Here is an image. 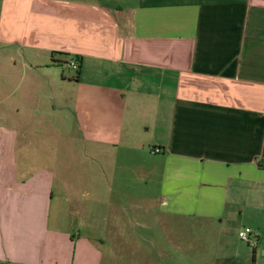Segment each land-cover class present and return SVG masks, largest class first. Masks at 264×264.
<instances>
[{
	"label": "crops",
	"instance_id": "1",
	"mask_svg": "<svg viewBox=\"0 0 264 264\" xmlns=\"http://www.w3.org/2000/svg\"><path fill=\"white\" fill-rule=\"evenodd\" d=\"M13 1L41 88H0V264H207L141 243L194 220L250 228L230 264H264V0Z\"/></svg>",
	"mask_w": 264,
	"mask_h": 264
},
{
	"label": "rangeland",
	"instance_id": "2",
	"mask_svg": "<svg viewBox=\"0 0 264 264\" xmlns=\"http://www.w3.org/2000/svg\"><path fill=\"white\" fill-rule=\"evenodd\" d=\"M17 2V0H14L11 3L17 5ZM4 3V0H0V88L6 91H15L14 99H10V101L7 103L9 108L14 106L22 109L23 105L25 104L22 103L23 98L19 97V90L23 91L20 84L22 82L27 83V86L24 88L32 89L31 96L35 97L37 95V91L41 88V47L38 46L41 44V34H39L37 30H32L29 32L28 28L26 27L12 25L11 23L13 22V16L21 20L24 19V11H16L15 7L7 8ZM18 7H20V5H18ZM12 13L13 16H11ZM71 61L72 59L68 60V62H65L64 64L70 63ZM57 71L61 74H65V77L69 78L76 77L78 72L77 70L71 69L70 67H65V65L60 67V69L58 68ZM16 74L19 75L17 76ZM15 77L18 80L13 79ZM26 77L28 79H26ZM21 79L24 81L21 82ZM63 93V91H59L57 94V96H59L57 99L58 106L61 108L68 106L69 102V91H67L64 96L60 95ZM0 105V108L2 106L6 107V100H0ZM27 105H29V109L32 110L31 104L29 103ZM49 119L52 122L64 123L67 126L70 125L69 116H61L59 118L55 116ZM39 122L41 123V119ZM54 124L56 125V123ZM28 152L35 153V151L30 152L29 150ZM88 167L93 169H101V161H90ZM237 225L238 223L235 224V228H238ZM231 230L233 231V226L228 223V221H225L224 225L220 229V227L216 224L214 225V223H203L194 220L184 225H176L174 231L172 232V243L169 241L166 242L167 240H163V238L159 239L157 242L144 241L141 243H143V245H152V248H173V251L175 252L178 249H187L190 251L197 249L203 250L206 248L204 252V260L207 264H213V250L216 247H219L227 250L223 251L225 252V257H220L217 259H222L224 262L230 264L231 261L235 260V258L232 256V253L236 247H238L239 236L238 232L232 233ZM224 236L227 239L224 238ZM220 238H223L229 242L228 247H220L219 244L216 246V243H218V239ZM241 243L243 246L253 248L246 242L242 241ZM175 252L173 259H181L177 256V254H175Z\"/></svg>",
	"mask_w": 264,
	"mask_h": 264
},
{
	"label": "built area",
	"instance_id": "3",
	"mask_svg": "<svg viewBox=\"0 0 264 264\" xmlns=\"http://www.w3.org/2000/svg\"><path fill=\"white\" fill-rule=\"evenodd\" d=\"M65 67H70L71 69L78 70L79 65L76 61L72 60L70 63L64 64ZM161 150L153 149L152 154H159ZM239 238L246 242L248 245L255 247V234L250 228H244L239 232Z\"/></svg>",
	"mask_w": 264,
	"mask_h": 264
},
{
	"label": "trees",
	"instance_id": "4",
	"mask_svg": "<svg viewBox=\"0 0 264 264\" xmlns=\"http://www.w3.org/2000/svg\"><path fill=\"white\" fill-rule=\"evenodd\" d=\"M73 60L76 61L78 63V65H79V69L77 70L78 72H77V76H76V78H78L79 75H80V71L79 70H80V67H81V64H82V58H80V57H74Z\"/></svg>",
	"mask_w": 264,
	"mask_h": 264
}]
</instances>
